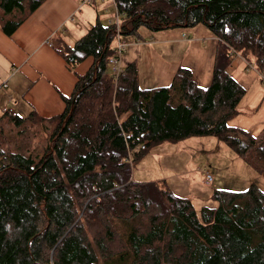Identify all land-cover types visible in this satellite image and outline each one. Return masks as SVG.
Wrapping results in <instances>:
<instances>
[{"label": "trees", "instance_id": "trees-1", "mask_svg": "<svg viewBox=\"0 0 264 264\" xmlns=\"http://www.w3.org/2000/svg\"><path fill=\"white\" fill-rule=\"evenodd\" d=\"M46 0H0V25L13 34ZM121 34L207 26L219 39L212 82L184 67L169 86L143 89L135 62L115 80L116 26L100 18L73 46L58 50L77 76L65 111L46 119L0 117V264H264V191L216 190L199 213L165 182L132 179V162L153 146L214 136L264 173L259 136L229 123L246 89L229 73L240 54L264 75V0H115ZM47 126L43 153L12 149ZM37 129V130H38ZM148 216V223L143 219ZM96 224L99 227L95 228ZM118 235L124 247L107 245Z\"/></svg>", "mask_w": 264, "mask_h": 264}, {"label": "crops", "instance_id": "crops-1", "mask_svg": "<svg viewBox=\"0 0 264 264\" xmlns=\"http://www.w3.org/2000/svg\"><path fill=\"white\" fill-rule=\"evenodd\" d=\"M96 4L97 0L91 8L97 7ZM87 7L90 5H81L78 0H46L13 34L7 35L0 25L2 115L7 109L9 114L21 117L36 112L50 119L65 111L67 105L63 97L73 94L77 76L85 75L94 59L87 57L71 70L58 47L60 44L73 46L77 40L71 38L72 35L80 37L86 33L85 22L81 19L77 23V17L84 16ZM114 9L116 11V7ZM113 13L104 14L107 24ZM96 17L102 19L99 13ZM66 26L70 27L66 30ZM194 28L197 36L188 42L184 41L188 34L176 28L160 31L150 42L147 37L153 32L141 28L140 37L145 34V42L133 35L137 38L127 42L129 46L122 56V64L124 67L131 62L137 64L140 85L145 89L171 85L181 67L189 69L202 87H208L212 82L219 39L209 29L200 33L197 26ZM182 45L187 47L183 51ZM250 65L240 54H234L228 67L229 73L246 89L239 104L240 113L229 124L259 136L264 129V75ZM6 88L8 91L3 92ZM255 173L257 176L254 175L250 183L255 182L264 190V173Z\"/></svg>", "mask_w": 264, "mask_h": 264}, {"label": "rangeland", "instance_id": "rangeland-1", "mask_svg": "<svg viewBox=\"0 0 264 264\" xmlns=\"http://www.w3.org/2000/svg\"><path fill=\"white\" fill-rule=\"evenodd\" d=\"M93 6L94 5H90V7L84 9L85 15L91 13L92 16L88 17L84 15L80 16V18L77 17V23L81 22V19L85 22L83 25L86 27V33L90 26L96 22L97 13L102 16L101 21L104 24H107L108 22L103 17L104 14L107 15V12H114L113 17L109 19V22L114 20L116 16L113 0H104V2L97 0V7L91 8ZM108 8L111 9L108 10ZM110 15H112V13H110ZM68 27L70 26H66V30ZM176 29H180L188 34L184 37V41L186 42L197 36L195 28L194 30L193 28ZM197 29L202 33L204 29L209 28L200 24L197 26ZM64 31L65 30L62 32ZM86 33L83 34L85 35ZM157 33L159 32L150 33V36L147 37L150 39L148 41L151 42L153 40L152 37H156ZM83 34L80 35V37H75L73 34L71 38H76V40H78L84 36ZM144 35L145 34H143V36ZM161 35L164 36L165 34L163 33ZM143 36L138 37L143 41L146 39V37ZM135 37L136 36L133 35L123 36L126 42H129L130 39H135ZM176 40H178V37H176ZM186 48L185 45H182V51ZM141 87L145 89V87ZM4 91H8V89H3V92ZM1 94L2 93H0V95ZM14 107L15 106H13V108ZM1 116L2 114L0 113V117ZM37 129L38 128L27 133L21 141V139H16L17 131L10 130L9 126H7L6 132L10 136L9 145L12 149H16L17 142L21 141V151L23 153L28 154L30 150L34 149V155H41L44 146L47 145L48 128L46 126L45 129ZM132 157L133 156L131 155L130 164L133 172L132 179L141 182H165L166 186L176 195L191 199L199 213L205 205L214 206L215 203L211 198L214 191H244L250 186L251 178H253L254 175L257 176L255 170L249 166L242 157L238 156L234 150L226 144V142L219 137L214 136H195L178 142L160 143L146 151V153L135 163L132 162ZM1 163L2 161L0 160V167L2 165ZM204 170H209L214 177V182L211 185H206L205 183ZM143 222L148 223V216L143 219ZM97 227H99V224H96L95 228ZM107 247L109 251L116 253L118 249L121 250L124 247V243L122 239L116 235L111 239V242H109Z\"/></svg>", "mask_w": 264, "mask_h": 264}, {"label": "built area", "instance_id": "built-area-1", "mask_svg": "<svg viewBox=\"0 0 264 264\" xmlns=\"http://www.w3.org/2000/svg\"><path fill=\"white\" fill-rule=\"evenodd\" d=\"M81 5H91L95 0H78ZM104 1V0H103ZM113 4L116 7V16L115 19L110 21L109 24H114L116 26V39H115V49L116 54L110 59V64L113 69V76L115 80H118L121 73L124 71V65L122 64V56L126 52L129 44L124 40L123 35L121 34V18L120 13L118 12L116 1L113 0ZM53 46L52 44H50ZM253 68V65H250ZM4 113H8V110L5 109ZM204 178L206 185H211L214 182V177L209 170H204Z\"/></svg>", "mask_w": 264, "mask_h": 264}]
</instances>
